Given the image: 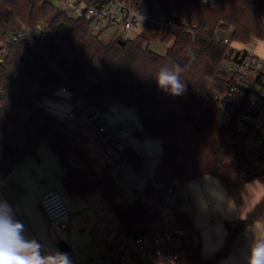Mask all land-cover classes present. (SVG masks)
I'll list each match as a JSON object with an SVG mask.
<instances>
[{
    "label": "trees",
    "instance_id": "16d2710c",
    "mask_svg": "<svg viewBox=\"0 0 264 264\" xmlns=\"http://www.w3.org/2000/svg\"><path fill=\"white\" fill-rule=\"evenodd\" d=\"M143 14L176 10L195 33L176 32L165 55L150 50L149 38L104 42L90 34L82 20L56 14L48 0H0V38L7 54L0 64V176L9 177L24 161L37 158L46 146L65 171L62 187L71 198L101 192L114 211L120 234H137L159 222V214L147 205L155 187L147 183L137 199L120 204L111 169L98 172L88 141L75 144L65 132V124L43 106L66 88L74 103L84 101L89 110L104 114L112 105L135 110L142 125V138L161 142L158 174L171 176L179 188L204 177L218 180L238 207L251 182L264 186V129L261 146L250 151L243 141L241 117L247 98L240 92L232 97L226 112L219 109V97L228 93L230 82L223 67L232 52L215 40L222 22L232 28L231 39L238 46L264 40V0H128ZM46 25L35 39L9 40V35L34 33ZM184 68L180 95L158 86L155 76L165 65ZM72 156L78 167L72 166ZM135 173L144 160L135 151L127 154ZM183 228L193 230L190 219L177 212ZM264 216V198L237 226L230 229L224 247L204 259L200 248L185 256L182 264H216L227 257L239 232Z\"/></svg>",
    "mask_w": 264,
    "mask_h": 264
},
{
    "label": "crops",
    "instance_id": "0c3cea01",
    "mask_svg": "<svg viewBox=\"0 0 264 264\" xmlns=\"http://www.w3.org/2000/svg\"><path fill=\"white\" fill-rule=\"evenodd\" d=\"M239 47L264 59V40H254V43ZM70 98V94L59 92L54 98L46 97L42 106L67 124L66 101ZM73 106L79 107L82 114L86 115L85 120L81 121L85 125L78 128L77 132L81 138L87 139L95 168L98 172L111 169L116 182L117 202L125 204L137 199L128 195L127 189H145L147 173L155 170L159 161L161 142L137 135V132L142 131V125L135 110L119 105L109 108L104 114L106 121L113 126L125 128L128 150L135 151L144 160L143 170L135 173L129 163L121 165L120 157H103L106 138L96 124L87 122L89 106L85 102L81 104V101ZM77 115L75 119L81 116L79 113ZM154 145L159 146V149L153 152ZM97 157L102 167L100 170L96 167ZM71 159L72 162H78L74 156ZM64 172L52 151L41 146L37 158L24 161L7 178L0 176V202H6L11 207L14 219L24 226V237L40 246L41 256H66L69 264H91L94 259L104 256L114 242H132V234L125 233L124 237L120 234L119 221L101 192L80 198H71L66 194L61 183ZM125 181L132 184L121 190ZM54 189L60 191L66 199L70 215L62 222L67 223L70 229H62L60 222L50 221L41 209L42 196ZM178 192V213L187 216L193 230L198 233L200 252L204 259L215 256L224 247L230 229L244 220L264 198V186L256 181L251 182L243 194L242 206L238 207L222 184L213 177H204L179 186ZM261 239H264V222L258 221L239 232L231 253L216 264H246L251 246ZM45 264H52V261L46 260Z\"/></svg>",
    "mask_w": 264,
    "mask_h": 264
},
{
    "label": "built area",
    "instance_id": "2783aa9c",
    "mask_svg": "<svg viewBox=\"0 0 264 264\" xmlns=\"http://www.w3.org/2000/svg\"><path fill=\"white\" fill-rule=\"evenodd\" d=\"M59 1L63 8L56 14L89 23L90 34L100 36L101 39L108 36L109 31H113L109 41L125 40V36L137 27L163 29L166 33L164 38L174 36L176 32L194 34L197 27L196 24H190L176 10L143 14L135 11L128 0ZM45 29L46 25L41 24L34 33L26 31L18 36L10 34L9 40L35 39ZM231 33L232 28L224 29L222 22L214 32L215 40L228 46L232 52L231 61L223 67L231 83L230 89L227 94L219 97V109L224 114L236 92L247 98L248 108L241 117L240 132L248 149L255 151L261 146L260 131L264 129V59L234 44ZM159 46H164V42L158 41L154 44V48ZM7 52V47L0 38V64H3ZM60 92L69 94L66 88H62ZM73 105L71 98L66 101L70 119L78 116L73 110ZM87 116L105 135L103 157L118 156L121 158V165L128 164L129 150L125 128L109 124L104 118V113L97 110H89ZM71 164L74 168L78 167L76 162ZM146 178L147 182L155 187L153 196L146 198V203L156 209L159 222L151 229L137 233L130 243L114 242L104 256L94 259L91 264H182L188 253L200 248L198 233L183 228L177 218L180 195L176 181L168 174H158L156 170H149ZM127 194L138 198L142 195V190L129 187ZM41 209L50 221L60 222L62 229H70L67 223L62 222L69 217L70 209L60 191L54 189L46 192L41 199ZM260 221L264 222V216Z\"/></svg>",
    "mask_w": 264,
    "mask_h": 264
},
{
    "label": "clouds",
    "instance_id": "9594fccd",
    "mask_svg": "<svg viewBox=\"0 0 264 264\" xmlns=\"http://www.w3.org/2000/svg\"><path fill=\"white\" fill-rule=\"evenodd\" d=\"M184 68L179 64L165 65L155 76L158 86L173 95H180L184 90L181 74ZM24 226L15 220L11 207L6 202H0V264H69L66 256L43 257L40 246L24 235ZM246 264H264V239L255 241L250 248Z\"/></svg>",
    "mask_w": 264,
    "mask_h": 264
},
{
    "label": "rangeland",
    "instance_id": "374dc122",
    "mask_svg": "<svg viewBox=\"0 0 264 264\" xmlns=\"http://www.w3.org/2000/svg\"><path fill=\"white\" fill-rule=\"evenodd\" d=\"M50 2H52L53 4H55L56 6V13L57 12H60L63 8V4L59 1V0H48ZM114 32L113 31H109L108 33V36H105V37H102V40L104 42H108L110 40V37L113 36ZM165 31L163 29H160V30H154V29H151L149 27H137L135 29H133V31L125 36V40L127 39H133L134 37L136 36H145L147 38H149L150 40V43H151V46H150V49L152 51H154L155 53L157 54H160V55H165L167 53V50L169 47H171L174 43V36L173 35H169L167 38H164L165 36ZM222 35H224V33H222ZM158 41H163L164 42V46H159L157 48H154V44ZM254 43V41L252 42ZM81 104H84V101H81ZM86 104V102H85ZM78 106V105H77ZM77 106H74L73 107V110L76 112V113H79L81 114V116L78 118V119H74V120H71L69 117L66 118V122H63L66 124L67 126V129H65V132L67 131L71 136V139L74 141L75 144H82L81 142V136L79 134V132H77L78 128H81L85 125V122H81L83 120H85L84 118H86L82 112L80 111L79 107ZM87 122L89 124H93L89 119H87ZM73 129V131L71 132V130ZM67 134V133H66ZM68 135V134H67ZM69 136V135H68ZM157 148L159 149V146L157 147L156 145L153 146V152L154 150L156 151ZM91 156H93V154H91ZM96 157V156H95ZM98 157L95 159V162H96V167L100 170L102 167L99 166L98 164ZM132 183L128 182V181H125L122 183L121 185V190L122 189H125L126 187H129L131 186ZM136 234H132L131 236L132 237H135ZM122 237H124V234H122ZM121 237L119 239V241H121ZM124 242V241H123Z\"/></svg>",
    "mask_w": 264,
    "mask_h": 264
},
{
    "label": "water",
    "instance_id": "95a60500",
    "mask_svg": "<svg viewBox=\"0 0 264 264\" xmlns=\"http://www.w3.org/2000/svg\"><path fill=\"white\" fill-rule=\"evenodd\" d=\"M119 43L120 44H124L125 42L124 41H122V40H119ZM128 234H131L130 232H128Z\"/></svg>",
    "mask_w": 264,
    "mask_h": 264
}]
</instances>
